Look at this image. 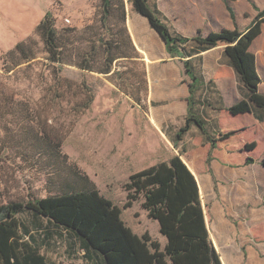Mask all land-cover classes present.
<instances>
[{"label": "rangeland", "instance_id": "374dc122", "mask_svg": "<svg viewBox=\"0 0 264 264\" xmlns=\"http://www.w3.org/2000/svg\"><path fill=\"white\" fill-rule=\"evenodd\" d=\"M113 1L116 5V0ZM186 1L150 0V4L152 7L158 5L175 30L187 33ZM33 2L53 15L55 31L63 37L60 41L65 46V57L72 63L63 65L61 70L56 65H50L46 60L48 54L44 43L36 34L30 38L29 57L33 58L29 62L10 72H6L11 67L10 61L1 63L0 205L26 203L80 189L83 184L73 175L74 170H79L88 176L100 195L119 207L121 219L134 235L141 237L148 234L163 251L166 240L159 233L158 222L147 217L140 197L131 207H125L124 185L129 176L160 161L167 162L178 154L184 160L189 159L190 150L198 147L196 132L187 135V144L184 141L178 143L177 148L173 146L169 137H174L184 114L179 109L165 110L164 102L157 98L162 95H156L162 91L157 92V85L153 83L161 79L160 83L167 87L171 80L181 78L180 84L188 86L189 81L183 78L182 64L170 58L147 21L138 15L131 16L135 12L124 0L126 15L130 14L129 27L134 31L138 48L144 49L145 54L136 50L140 58L134 63L115 60L112 64L115 74L103 75L97 72L103 66L98 48L96 56L90 59L95 71H83L76 63H80L93 47L85 40L100 36L103 42L123 39L122 35H110L122 31L118 12L114 11L107 24L102 25L99 0ZM253 5L263 9L264 0H238L239 24L250 22L255 12ZM190 6L194 7L191 3ZM87 26H92L93 32H82ZM69 29L75 32H67ZM112 52L119 55L122 52L129 54L130 51L123 45L122 48H112ZM150 60H155L153 65ZM143 69L146 75L149 74L154 88L150 102L149 91L138 93L139 96L136 94V76ZM210 72L207 81L228 77L221 68L215 67L213 72L211 68ZM149 120L158 132L151 128ZM223 121V127L228 129L221 134L232 132L228 136L231 137L228 143L231 153L239 152L245 160L251 158L253 161L248 163V175H239L242 172L238 166L233 165L230 169L219 163L213 169L210 168L212 157L209 164L205 163V157L204 170L215 186L218 181L224 189L222 196L218 190L214 194L202 191L204 212L209 221L208 211L213 206V215L221 216L215 219H225L219 226L231 245L224 248L225 245L221 250L224 264H264V140L259 138L262 149L258 147L259 154H253L246 149L247 145L256 143L250 138L253 129L241 133L243 129H234L236 123L230 122L227 117ZM19 219L33 238L31 241L25 236L24 241L44 254L46 264L98 263L94 259H86L72 235L60 229L55 231L45 219H40V227L34 224V218L26 211L19 215ZM209 224L211 228L210 221ZM228 226L235 227L232 233L227 230ZM45 231H50V234L47 236Z\"/></svg>", "mask_w": 264, "mask_h": 264}, {"label": "trees", "instance_id": "16d2710c", "mask_svg": "<svg viewBox=\"0 0 264 264\" xmlns=\"http://www.w3.org/2000/svg\"><path fill=\"white\" fill-rule=\"evenodd\" d=\"M99 1L102 25L107 24L114 11L118 12L122 31L110 35H122L123 39L115 38L103 42L100 36L98 39L85 40L92 43L93 47L76 66L83 71H95L90 59L96 56L99 48L103 66L97 72L111 75L115 74L112 68L115 60L124 59L134 63L140 55L134 48L126 28L124 0H116V5L113 0ZM127 2L136 15L147 20L151 30L163 41L170 58L179 59L183 65L184 76L189 81L185 125L177 130L173 145L182 140L191 126H196L206 142L210 143V150L215 149L216 140L208 132L207 125L198 111L207 103V94L212 85L211 81L205 82L198 67L200 55L214 47L223 46L228 65L233 68L238 82L246 90L240 100L226 109L227 112L232 116L249 112L260 120L264 119V116L256 115V110L264 111V93L259 91L261 78L256 71V58L250 51V46L262 33L264 8L258 9L253 5L256 15L244 30L221 29L205 34L197 31L193 37L186 38L168 27L166 18L156 6L152 7L150 0ZM227 9L233 17L232 7L227 4ZM54 22L51 12H47L33 34L43 41L48 63L61 70L63 65H69L72 61L65 57V46L60 41L63 37L55 31ZM91 27L83 28L82 32H93ZM71 30L67 32H75ZM30 38L16 44L13 49L2 55V64L7 60L11 63L6 72L33 58L29 57ZM123 45L129 49V54L122 52L117 55L112 52V48H122ZM145 75L143 69L136 76V94L147 91ZM87 106L88 104L85 105ZM230 134L232 132L220 134L219 140H225ZM254 146L255 144L247 145L246 149L250 151ZM249 162L252 160L248 159L247 163ZM73 175L83 184L80 189L26 203L10 202L0 205V264H46L44 254L24 241L25 236L31 241L33 239L28 228L19 219V215L24 211L31 214L37 227H40V219H45L55 231L60 229L72 235L86 259H94L97 264H221L208 236L197 182L179 155L129 176L124 185L125 207H131L140 197L147 217L158 222L159 233L166 239L163 251L148 234L141 237L134 235L122 221L119 207L100 195L87 175L79 170H74ZM45 232L47 236L50 234V231Z\"/></svg>", "mask_w": 264, "mask_h": 264}, {"label": "crops", "instance_id": "0c3cea01", "mask_svg": "<svg viewBox=\"0 0 264 264\" xmlns=\"http://www.w3.org/2000/svg\"><path fill=\"white\" fill-rule=\"evenodd\" d=\"M237 2L238 0H193L190 1V3L193 4L194 6L192 8L190 6L189 0H187L185 4L187 10L184 11L185 23L187 25L186 30H188L187 33H184L183 31L175 30L173 25H171L168 22V19L159 10L160 8L158 7V5L155 6L157 7V10L166 18L168 27H170L176 33L181 34L186 38H190L193 37L197 31H201V33L205 34L212 31L213 32L220 31L221 29L231 30L237 28L238 30H244L245 28H247L250 25L253 18L255 17L256 10L254 12V16L250 19V22L241 25L238 23V12H237L238 10L236 8ZM227 4L230 5L233 9V17L228 12L229 10L227 9ZM258 9L260 8L258 7ZM46 13H47L46 8L39 7L37 4H35V2H33V0H0V65H1L2 55L6 54L8 51L13 49L16 44L31 37L38 24L43 20ZM132 14L133 15L131 16H137L135 13ZM129 18H130V14L128 13L126 28L132 39L134 48L144 55L145 54L144 49L138 48L134 31H131L129 27L130 25ZM141 19L144 18L141 17ZM144 20L147 21L146 19ZM262 32H264V29H262ZM154 34L160 39V37L156 33ZM161 43L163 44L162 40ZM250 51L252 54H254L256 58V62H255L256 71L261 78L259 84V91L261 93H264V64H263L264 39L262 38V33L255 39L253 44L250 46ZM200 57L201 60L199 61L198 67L200 68V71L204 76L203 78L205 82H208L206 77L208 76V74L211 73L210 72L211 68H212V72L215 69V67L221 68L228 75L227 78H222L218 80L216 79L209 80L212 82V85L210 88V92H208L207 94V103L201 106L200 110H198L201 118L205 121L207 125L208 132L216 140L215 149L210 150V145H209L210 143L206 142L203 135L200 133V131L196 126H191L183 136L182 140L177 141L176 145L173 146L177 148L178 143L180 142L184 143V141H186L185 143L187 144L188 141L186 140V138L187 135L191 132H196L199 136L198 147L192 148L190 150L191 154L189 153V159L186 158L184 160L182 159L181 154L178 155L181 157V161L194 175L199 190V194H198L199 199L202 208L204 210L203 201H202V194H203L202 191L204 190L206 194H210V193L214 194V191L218 190L219 193L221 194L220 196H222L223 194L222 189H224L222 187L223 185L217 181L218 180L216 179L217 177L215 178V180L217 181L215 186L213 184L212 178L209 176V174H207V172L203 168V160L205 161L206 156L208 159L209 152H210V158L212 157V160L210 161V168L214 169L215 166L219 165V163L223 164L224 165L223 167L230 169L234 167L233 165H236L239 167L238 169H240L242 172V173L239 172V175L240 174L248 175L247 172H248V168L250 167L248 166L247 163L248 160H245L243 156H241L242 154H240L239 152L235 154L231 153L230 147L228 146L231 137H228L225 140H219V135L224 130L228 129V127L226 126L225 128L223 127L224 124L223 118L227 117L229 120H231L230 122L236 123L237 125L233 127L234 129L237 128V131L243 129L242 131H240L241 133L246 131L247 129H253L254 132H252L251 137L249 136L252 140L256 141L254 148L249 151V152H253V154H257V152L259 154L260 151L258 150V147L262 149V142L260 140L261 139L264 140V119L260 120L256 118L253 113H249V112L238 114L236 116H232L227 112L226 109L231 105H233L238 100H240L243 97V95L246 94V90L238 82L237 79L238 77L236 73L233 71V68H231L228 65V59L224 55L223 46L209 49L206 52L202 53ZM172 59H177V58H172ZM177 60L179 61V59ZM150 61L152 65L155 62V60H150ZM182 70H183V65H182ZM148 75H146V80H147L146 92L149 91L148 102H150L149 97H151L154 88L152 86V82L150 81ZM183 78H185L184 71H183ZM180 79L171 80L170 84H168L167 87L160 83L161 79L154 80L153 83L155 82L157 85L155 87L157 92L162 91V93L160 94L156 93V95H162L160 97L158 96L157 98H159V100L164 102L163 108H165V110L179 109L182 111L184 116L182 115L183 118L180 127H183L185 125V117H186L185 113L187 110L186 98L188 96L189 90H188V86L180 84ZM163 86L165 87L164 89H162ZM256 111H257L256 115L264 116V111L262 110H256ZM146 115L148 116L147 113ZM148 124L151 125V128L153 130H156L158 132V129L154 127V123L152 121L149 120ZM240 127L242 128L240 129ZM156 131L155 133H157ZM175 134L174 137H169L172 144L174 143L175 140ZM251 160L253 161V159ZM208 162L207 160L205 161L206 164H209ZM245 170L246 173L244 172ZM250 181L251 180H249V182ZM256 183H260V182L256 181ZM214 187L216 188L214 189ZM221 200L223 201V197H221ZM204 211L203 214H204V219H205V223L207 227L206 229L208 232L209 239L212 242V246L214 250L220 257L221 264H224L223 263L224 256L221 250L225 245L227 246H225L224 248L230 247L231 245V243L229 242V238L225 234V231H223L222 230L223 228L219 226V224L224 223L225 219L224 220L215 219V218H221V216L213 215L214 209L212 206V209H209L208 211L209 213L208 215L209 217H211L209 221L212 224V227L210 228L209 221ZM229 227L230 226H228L227 230H230L232 233V228L235 229V227H230V228Z\"/></svg>", "mask_w": 264, "mask_h": 264}, {"label": "built area", "instance_id": "2783aa9c", "mask_svg": "<svg viewBox=\"0 0 264 264\" xmlns=\"http://www.w3.org/2000/svg\"><path fill=\"white\" fill-rule=\"evenodd\" d=\"M66 21L69 22L68 19H66Z\"/></svg>", "mask_w": 264, "mask_h": 264}]
</instances>
